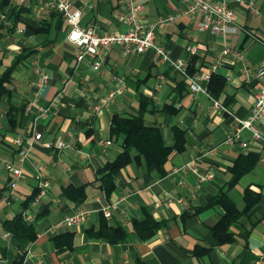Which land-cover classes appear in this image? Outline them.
I'll use <instances>...</instances> for the list:
<instances>
[{"label":"crops","instance_id":"0c3cea01","mask_svg":"<svg viewBox=\"0 0 264 264\" xmlns=\"http://www.w3.org/2000/svg\"><path fill=\"white\" fill-rule=\"evenodd\" d=\"M70 1L80 8L83 25H93L98 32H122L127 28L115 16L122 0ZM142 1L144 5L136 14L145 20L173 16L158 23L156 42L165 46L172 57L186 59L192 72H207L215 53L225 43L243 50L248 64H264V0H256L258 14L236 4V31L225 39L198 31L189 15L178 14L182 0ZM45 2L0 0V74L17 55L25 54L12 70L7 93L0 99V245L10 247L14 243L3 221L20 211L27 196L37 189L35 168H40L49 186L44 196L37 200L35 196L23 209V217L34 223L37 235L22 264H264V143L254 140L244 129L241 138L247 141L246 148L237 142L233 146L223 144L225 134L235 124L232 116L220 110L208 111L211 100L203 94L192 95L186 81L168 63L160 61L153 49L123 55L118 46H111L99 70H93L86 59L76 61L74 45L67 39L65 16L44 7ZM188 43L196 47L193 55L186 52ZM38 67L49 73L48 81L39 88ZM216 72L225 78L216 99L237 116H247L257 87L255 78H245L240 65L232 61ZM118 79L124 83L123 93L108 107L93 110L97 97L118 86ZM142 101H147L149 107L145 121L160 126L166 143H172L171 126L185 130V148L169 154L163 175L134 161L120 168L115 188L107 196L96 170L121 150L120 139L109 136L111 117L113 113H137ZM163 106L170 109L163 110ZM40 108L45 109L42 115ZM256 126L264 133V120ZM33 130L42 138L29 147L28 160L22 166L24 176L11 188V174L5 168L6 162L16 163V147L11 139ZM107 140L110 143L106 145ZM44 141H63L66 146L46 147ZM249 153L257 155L255 166L227 188L234 159ZM194 156L200 170L214 171L213 179L196 189V177L188 171L185 183L177 186L180 174L174 168ZM69 184L85 186L83 201L77 203L64 195L63 188ZM247 186L259 193V199L231 224L235 240L195 255L197 244L208 245L209 229L223 212L220 206L199 207L212 195L226 190L241 209ZM172 191V200L153 206L156 194ZM107 203L113 204L109 217L100 210ZM75 208L88 210L86 219L79 226L67 227L61 220ZM147 214L161 225L151 237L141 240L133 232L132 221ZM103 217L107 225L125 230L123 240L111 242L92 234ZM65 232H73L72 246L58 248L53 237Z\"/></svg>","mask_w":264,"mask_h":264},{"label":"built area","instance_id":"2783aa9c","mask_svg":"<svg viewBox=\"0 0 264 264\" xmlns=\"http://www.w3.org/2000/svg\"><path fill=\"white\" fill-rule=\"evenodd\" d=\"M16 1L20 3L23 0ZM182 3L183 5L179 9L178 14L189 15L193 19L198 31L219 34L224 39L236 31V4H243L254 14L260 12L256 0H182ZM143 5L142 0H122L121 6L115 10L116 18L127 26L126 30L122 32H98L93 25L81 24V10L80 8L74 7L70 0H46L44 7L54 8L65 16L69 25L67 39L74 45L76 61L86 59L93 70H99L106 60L108 48L111 46H118L123 55L153 49L160 61L168 63L186 81L189 92L192 95L203 94L211 100L208 111L220 110L232 116L235 124L225 134L222 141L223 144L233 146L237 142L243 148H246L247 141L241 138V132L244 129L250 131L251 137L254 140L264 143V133L256 126L260 121L264 120V64H248L243 50L225 43L215 53L207 72L202 74L190 72L186 59L172 57L165 46L156 42V28L158 23L164 20H171L173 16L161 17L156 21L145 20L136 14L138 10L142 9ZM185 49L189 55H193L196 52V47L190 43L186 45ZM228 61L238 63L244 77L248 78V76L252 75L257 82L251 108L245 117H239L227 109L222 102L208 92L204 84V81L210 77L211 73L216 72L220 66L226 64ZM36 72V85L39 88L46 84L49 79V73L43 67H38ZM118 81V86L110 89L106 94L97 97L93 105V110L98 111L102 107H108L118 95L123 93L124 83L122 79H118ZM44 112L45 109L40 108L39 115L44 114ZM41 138V133L34 130L28 135L18 133L12 137L11 142L16 147V163H5V168L11 174V188H14L16 182L24 176L22 166L28 160L29 147ZM104 143L107 145L110 141L107 140ZM42 144L46 147L55 145L57 148L66 146L63 141L56 143L44 141ZM213 149L211 148L209 151ZM188 171L192 172L196 177V189L201 187L202 182L211 180L214 177V171L212 169L205 171L199 169L197 157L194 156L181 166L174 168V172L180 174L177 186L185 183V176ZM35 177L38 188L35 198L37 200L44 196L46 188L49 186V180L40 168H35ZM173 191L156 194L153 199V206L159 207L164 202L172 200L174 197ZM112 206L113 204L107 203L101 207L100 210L103 216L109 217L111 215ZM87 214L88 210L75 208L72 214L61 220V223L67 227L79 226L85 221Z\"/></svg>","mask_w":264,"mask_h":264},{"label":"trees","instance_id":"16d2710c","mask_svg":"<svg viewBox=\"0 0 264 264\" xmlns=\"http://www.w3.org/2000/svg\"><path fill=\"white\" fill-rule=\"evenodd\" d=\"M25 54L17 55L13 62L0 74V99L7 93V84L11 81V72L24 58ZM192 72L191 64L188 67ZM225 84L224 75L220 72H213L207 82L208 92L216 98ZM15 108V106H13ZM12 107L9 109V114ZM23 109V107H22ZM163 110L170 109L163 106ZM149 110L148 102L142 101L135 114L125 115V113H113L109 124V136L120 139L121 150L111 160H107L104 165L96 170L99 185L108 196L115 188V179L120 168L131 162L143 164L145 167L153 169L158 175L165 173L164 164L169 154L176 150H184L186 143L185 130L178 125L171 126L172 143H166L162 135L160 126L147 123L144 114ZM257 161L255 154H239L229 167L231 178L227 182V188L234 186L240 177L251 170ZM38 188L35 189L23 202L22 209L16 212L11 218L3 221V228L11 234L14 239L12 246L0 245V264H22L27 248L37 235L34 223L27 221L23 217V209L35 198ZM64 195L79 203L86 197L85 186H73L71 184L63 188ZM244 206L239 209L226 190H221L212 195L199 209L213 206H220L222 214L216 223L210 227L206 240L208 245L197 244L194 247V254L200 256L209 251L213 246L232 242L235 240L230 226L241 216L245 215L258 201L259 193L253 191L249 186L243 192ZM133 232L138 239L144 240L151 237L161 225V221L155 220L147 214L142 219L132 221ZM95 236L107 238L111 242L121 241L125 238V230L119 226H109L104 217L99 228L92 232ZM73 232H65L53 237L55 245L71 247Z\"/></svg>","mask_w":264,"mask_h":264},{"label":"rangeland","instance_id":"374dc122","mask_svg":"<svg viewBox=\"0 0 264 264\" xmlns=\"http://www.w3.org/2000/svg\"><path fill=\"white\" fill-rule=\"evenodd\" d=\"M236 202H237V200H236ZM238 203V202H237Z\"/></svg>","mask_w":264,"mask_h":264}]
</instances>
